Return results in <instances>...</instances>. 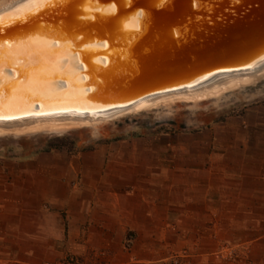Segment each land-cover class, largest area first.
Instances as JSON below:
<instances>
[{"label": "crops", "instance_id": "1", "mask_svg": "<svg viewBox=\"0 0 264 264\" xmlns=\"http://www.w3.org/2000/svg\"><path fill=\"white\" fill-rule=\"evenodd\" d=\"M179 140L0 164V264H162L181 250L215 264L225 245L264 264V132Z\"/></svg>", "mask_w": 264, "mask_h": 264}, {"label": "water", "instance_id": "2", "mask_svg": "<svg viewBox=\"0 0 264 264\" xmlns=\"http://www.w3.org/2000/svg\"><path fill=\"white\" fill-rule=\"evenodd\" d=\"M263 53L264 0H21L0 11V121L101 117L250 73Z\"/></svg>", "mask_w": 264, "mask_h": 264}, {"label": "rangeland", "instance_id": "3", "mask_svg": "<svg viewBox=\"0 0 264 264\" xmlns=\"http://www.w3.org/2000/svg\"><path fill=\"white\" fill-rule=\"evenodd\" d=\"M217 100L197 104L182 101L181 107L172 103V108L161 105L158 108L142 110L115 120H110L100 129L92 127L75 128L65 133L45 130L21 135L0 136V164H10L32 159L42 151L54 149L76 150L89 148L102 142L143 135H174L180 142V135H234L246 133L261 135L264 132V81L225 92ZM100 132V133H98ZM66 137L65 147H57L56 138ZM211 253L215 264H255L253 253L242 251L239 246L227 247ZM199 253L181 250L162 264H200L196 262ZM70 260V258H68ZM212 262V259L207 261Z\"/></svg>", "mask_w": 264, "mask_h": 264}, {"label": "bare ground", "instance_id": "4", "mask_svg": "<svg viewBox=\"0 0 264 264\" xmlns=\"http://www.w3.org/2000/svg\"><path fill=\"white\" fill-rule=\"evenodd\" d=\"M21 0H0V11L2 9L10 7L13 3ZM116 27L115 29H117ZM157 58V57H155ZM264 53L258 55L257 64L261 65L259 68H250L249 72L242 76L237 77L235 73L218 74L214 78L221 81L219 84H215L205 90L193 91V89L186 90L185 92H179L170 96L162 97L156 100H145L138 102L132 108L118 109L115 113H104L103 116H83V113L77 111L59 112V113H37L30 115L29 117L20 118L15 122L0 121V136L2 135H21L25 133H33L37 131H48L54 133H65L75 128L92 127L95 130L100 129L108 121L126 112H134L142 109L158 108L161 105H167L172 108V103H175L176 107H181L182 101H194L197 104L208 103L211 98L220 99L224 97L225 92L235 91L239 88L247 87L252 84H257L264 81ZM252 60H246L241 62L242 65L250 64ZM232 75V77L230 76ZM213 79V80H216ZM212 80V81H213ZM198 106V105H197ZM46 109H41L37 112H43ZM34 109H31L33 112ZM100 133V132H98Z\"/></svg>", "mask_w": 264, "mask_h": 264}, {"label": "trees", "instance_id": "5", "mask_svg": "<svg viewBox=\"0 0 264 264\" xmlns=\"http://www.w3.org/2000/svg\"><path fill=\"white\" fill-rule=\"evenodd\" d=\"M56 140L58 142H57V145H55V146H57V147H62V146L65 147L66 146V144H65L66 137H63V138L57 137Z\"/></svg>", "mask_w": 264, "mask_h": 264}, {"label": "built area", "instance_id": "6", "mask_svg": "<svg viewBox=\"0 0 264 264\" xmlns=\"http://www.w3.org/2000/svg\"><path fill=\"white\" fill-rule=\"evenodd\" d=\"M71 261H75V258L74 257H71V259H70Z\"/></svg>", "mask_w": 264, "mask_h": 264}, {"label": "snow or ice", "instance_id": "7", "mask_svg": "<svg viewBox=\"0 0 264 264\" xmlns=\"http://www.w3.org/2000/svg\"><path fill=\"white\" fill-rule=\"evenodd\" d=\"M114 10V9H113Z\"/></svg>", "mask_w": 264, "mask_h": 264}]
</instances>
